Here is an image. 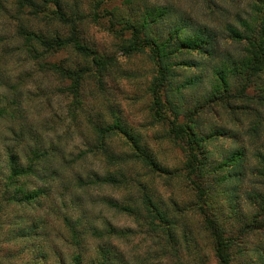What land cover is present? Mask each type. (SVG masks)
<instances>
[{"label": "trees", "instance_id": "1", "mask_svg": "<svg viewBox=\"0 0 264 264\" xmlns=\"http://www.w3.org/2000/svg\"><path fill=\"white\" fill-rule=\"evenodd\" d=\"M103 1L97 0L89 13L92 21L100 16L96 8ZM139 1L123 0L128 12L115 21L106 10L108 29L120 39L122 55L145 53L151 64L145 90L149 118L184 157L173 170L114 110L109 122L87 119L89 140L69 150L70 131L59 133L58 126L64 120L79 122L86 83L108 99L106 80L117 58L100 56L83 41L80 24L87 15L67 0H4L0 264H154L167 255L182 264L183 241L175 229L190 207L200 217L215 264H253L238 246L256 229L264 194L258 193L263 206L258 213L239 226L228 222L226 204L232 211L238 205L248 160L242 146L221 150L220 159L214 148L216 141L236 144L238 130L264 140V0H249L245 10L227 21L222 18L227 9L218 0H200L214 25L168 0H143L140 8ZM62 52L67 56L58 58ZM53 95L67 99L62 120H55ZM253 155V171L264 184V141ZM87 159L98 161L102 172L87 168ZM133 166L143 174H128ZM169 172L186 182L192 195L188 203L174 198L167 203L150 179L138 178ZM101 187L121 194L102 195ZM255 193H247L251 204ZM104 212L125 214L137 228L120 226ZM151 236L153 250L143 246ZM255 251L254 264H264V246ZM202 257L195 264H204Z\"/></svg>", "mask_w": 264, "mask_h": 264}, {"label": "rangeland", "instance_id": "2", "mask_svg": "<svg viewBox=\"0 0 264 264\" xmlns=\"http://www.w3.org/2000/svg\"><path fill=\"white\" fill-rule=\"evenodd\" d=\"M68 4L73 8H76L86 14L87 17L81 22L80 30L83 41L90 47L94 48L98 52V55L111 56L114 55L117 58L116 68L113 67L112 76L107 78V94L108 99L103 100L98 94L97 89L91 82H88L83 87V110L79 111L77 124H68V120H64L63 127L58 126L59 133L63 130H69L68 133V148L76 151L83 147V144L89 140V128L85 127L87 119L101 120L103 122H109L112 120L111 110H114L123 120L130 126V130L139 134L141 140L147 145L148 149L153 155L157 157L161 164L167 166L170 170L180 167L183 161V153L178 145L168 140L163 135V128L158 124L151 122L149 118V104L148 95L145 93L149 79L151 77V64L147 59L145 53H137L131 56H125L121 54L119 50L120 39L108 29L110 14L106 10L115 14V17L111 18L113 21L118 20L124 16V13L128 12V5L123 0H104L100 6L96 8L100 15L96 21H92L91 13L93 6L97 0H67ZM150 3H154L156 0H148ZM174 4H179L184 9H190L193 17L200 22L214 25L211 21L210 11L204 3L200 0H168ZM249 0H218L224 9H227V13L222 16L227 20H231L235 12H242L247 8ZM143 0L136 2L137 7L143 6ZM219 11H216L218 14ZM0 27L4 28V0H0ZM120 27L119 24L115 25V28ZM219 27V26H218ZM220 32L222 29H219ZM4 36V31L2 32ZM230 49H233L230 47ZM67 54L62 52L58 58H64ZM56 58V57H55ZM4 60V59H3ZM0 69L4 75V64ZM56 84L54 81H51ZM4 92V89H0ZM109 101V103H107ZM67 103V99L63 96H54L52 100L53 110L56 113L55 120L59 118L63 119L64 106ZM219 121V119H218ZM246 123L244 124V129ZM0 130H4V121L0 120ZM247 130H238V142L235 144L230 140L216 141L214 150L215 158L220 159L222 154H219L221 150L233 148L237 145L242 146L246 150V157L248 160L246 169V175L243 181L240 183L238 190V205L232 211L230 206L226 204V212L231 213L228 218V222H232L235 226H239L242 219L249 218L253 213L260 211L262 201L261 196L258 193L264 194V184L259 183L260 177L253 171L256 160L253 155L254 151L261 149V144L264 141L262 137L258 140H253L251 135L246 134ZM250 136V138H249ZM215 142V141H214ZM114 143L120 144L121 141L116 140ZM77 145V147H76ZM218 145V146H217ZM214 143L209 142L207 147L212 148ZM86 166L90 170H99L101 164L98 161L86 160ZM135 178L137 174H143V170L139 167L133 166L127 170ZM154 175H142L138 178L143 180L150 179L155 185L157 195L162 200L170 203L172 198L176 199L179 204L188 203L191 200V192L187 188L186 182L182 179H177L170 172L169 174H163L161 177L153 173ZM100 193L102 195H108L118 197L116 190L108 189V187H101ZM256 193V201L254 204L250 203L247 199V193ZM94 194L96 191L91 190ZM182 208L184 205L181 206ZM237 210V211H236ZM108 216L113 215V220L120 226H131L137 228V225L130 217L122 213L104 212ZM184 223L179 220L176 226L175 232L178 238L183 241L180 246L182 264H195V259H198L201 254L204 264H215V259L212 256L209 248V241L206 233L201 228V220L199 215L192 207L188 209V212L184 216ZM256 229L245 237L238 247L244 249L245 256L253 264L258 260V253L255 251L256 247L264 246V210L262 211L257 221ZM186 230V236L183 235V229ZM185 237V238H184ZM193 237H196L197 245ZM144 248L153 250L154 239L147 238L143 242ZM154 264H180L175 262V259L167 255L166 258L154 259ZM234 264H240L235 262Z\"/></svg>", "mask_w": 264, "mask_h": 264}]
</instances>
